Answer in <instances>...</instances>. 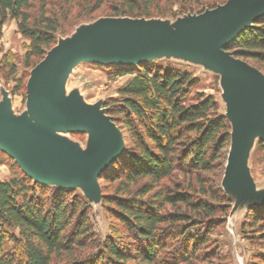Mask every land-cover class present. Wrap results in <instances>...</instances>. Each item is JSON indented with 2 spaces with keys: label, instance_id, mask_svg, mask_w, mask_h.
Here are the masks:
<instances>
[{
  "label": "trees",
  "instance_id": "trees-1",
  "mask_svg": "<svg viewBox=\"0 0 264 264\" xmlns=\"http://www.w3.org/2000/svg\"><path fill=\"white\" fill-rule=\"evenodd\" d=\"M162 2L0 0V37L14 19L29 41L27 70L53 45L61 18L105 7L114 16L151 17ZM165 2L213 7L207 0ZM224 49L264 73V14ZM106 69L111 77L131 75L106 105L125 131V146L99 175L101 205L118 225L99 239L80 192L35 181L13 160L19 174L0 180V264H211L218 258L210 235L230 207L217 176L230 133L217 101L200 92L189 96L198 79L180 68L145 62ZM15 73V64L1 57L0 77ZM240 231L249 243L264 245V204L248 209Z\"/></svg>",
  "mask_w": 264,
  "mask_h": 264
},
{
  "label": "rangeland",
  "instance_id": "rangeland-1",
  "mask_svg": "<svg viewBox=\"0 0 264 264\" xmlns=\"http://www.w3.org/2000/svg\"><path fill=\"white\" fill-rule=\"evenodd\" d=\"M162 1L151 17L114 16L105 7L94 13L61 18V26L55 34L53 45L40 61L27 70L23 66V57L29 41L18 31L16 21L8 19L2 27L0 59L5 57L13 62L16 73L7 81L0 77V121L10 123L25 119L33 127L47 131L78 155L93 153L103 145L98 133L48 131L31 119L27 105L28 82L38 67L46 60L55 58L80 35L97 25L154 21L173 29L207 37L256 10L264 0H207L212 2L213 7L205 9L196 5L181 6L179 3L170 5L169 2ZM237 59L256 69L264 84V73L261 70L249 60ZM145 62L151 65H169L190 72L198 81L190 89L189 96L200 92L211 95L217 101L219 112L225 116L230 133V143L217 176L220 188L229 199L230 207L226 221L210 235L211 241H215L218 246V258H214L211 264H259V257L264 258V245L249 243L240 231L248 209L264 204V141L259 140L249 130V87L243 76L169 39L137 35L108 42L94 51H84L80 58L74 60L47 85L42 103L48 111L57 115L101 114L111 119L108 114L110 107L106 105L118 96V88L131 75L111 77L106 68ZM23 76V88L14 92L16 80L23 79ZM111 121L121 134L124 148L125 131L112 119ZM262 122L264 128V105ZM13 160L15 161L12 156L0 148V180L19 174ZM20 169L22 170L21 167ZM30 177L47 185L80 192L92 207L89 218L99 239H105L113 233L112 226L118 225L101 205L102 191L99 176L96 178V174L77 173L69 178L51 176L39 180L35 179L36 176ZM115 235L119 239L124 238L123 232L119 231Z\"/></svg>",
  "mask_w": 264,
  "mask_h": 264
},
{
  "label": "water",
  "instance_id": "water-1",
  "mask_svg": "<svg viewBox=\"0 0 264 264\" xmlns=\"http://www.w3.org/2000/svg\"><path fill=\"white\" fill-rule=\"evenodd\" d=\"M264 14V1L254 11L244 15L224 30L207 37L173 29L159 22L105 23L97 25L80 35L55 58H50L32 74L28 82L27 105L31 119L48 131H94L102 141L97 151L78 155L47 131L32 128L25 119L6 123L0 121V148L12 156L22 170L36 180L51 176L69 178L77 173L96 174V178L123 150V140L111 119L101 114H61L48 111L42 103L47 85L84 51H94L106 43L137 35L169 39L182 47L201 54L206 59L243 76L249 87L248 121L249 130L264 141L262 122L264 84L259 72L243 64L224 47L240 31ZM131 63V62H130ZM256 90V92H255ZM255 95V107L252 100ZM40 109L50 116L77 117L59 120L43 116Z\"/></svg>",
  "mask_w": 264,
  "mask_h": 264
},
{
  "label": "bare ground",
  "instance_id": "bare-ground-1",
  "mask_svg": "<svg viewBox=\"0 0 264 264\" xmlns=\"http://www.w3.org/2000/svg\"><path fill=\"white\" fill-rule=\"evenodd\" d=\"M132 65V64H131ZM255 92H256V90H255ZM254 107H255V95H254V98H253V100H252V108L251 109H254ZM40 112H41V114L43 115V116H45V117H47V118H50V119H59V120H67V119H70V120H72V119H75V118H77V117H59V118H56V117H53V116H50L49 114H47L44 110H42V109H40ZM30 125V124H29ZM32 128H35V127H33L32 125H30ZM36 129V128H35Z\"/></svg>",
  "mask_w": 264,
  "mask_h": 264
}]
</instances>
